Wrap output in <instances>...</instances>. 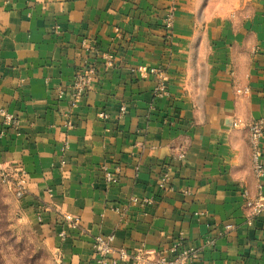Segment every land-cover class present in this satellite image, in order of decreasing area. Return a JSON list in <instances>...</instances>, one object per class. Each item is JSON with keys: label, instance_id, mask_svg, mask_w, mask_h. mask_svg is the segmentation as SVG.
<instances>
[{"label": "crops", "instance_id": "0c3cea01", "mask_svg": "<svg viewBox=\"0 0 264 264\" xmlns=\"http://www.w3.org/2000/svg\"><path fill=\"white\" fill-rule=\"evenodd\" d=\"M142 67L162 69L163 93ZM0 108L17 118L0 168L21 181V217L58 264H92L97 234L150 259L180 240L195 264H264V210L243 194H264L248 140L264 118V0H0ZM260 147L264 166V133Z\"/></svg>", "mask_w": 264, "mask_h": 264}, {"label": "built area", "instance_id": "2783aa9c", "mask_svg": "<svg viewBox=\"0 0 264 264\" xmlns=\"http://www.w3.org/2000/svg\"><path fill=\"white\" fill-rule=\"evenodd\" d=\"M172 23V16L168 14L165 18V27L169 29ZM105 62L104 65L107 67L112 66L113 57L110 53L104 54ZM140 72L145 76L146 74H155L161 81L158 83L156 88V93H163L164 86L161 83L163 78V71L161 68H145L142 67ZM95 73V68L93 66L82 68L75 75L71 86V103L75 104L85 93L88 86L90 85L93 75ZM238 93H246L247 88L242 90H237ZM63 95V91L58 89L57 96ZM123 110V108H121ZM105 116V115H104ZM17 118L14 114L8 112L7 110L0 108V134L5 127L16 128ZM3 128V129H2ZM248 140L251 149L252 167L253 172L256 177H262L264 175V166L261 162V147L260 140L264 133V118H260L251 122L248 125ZM103 178L106 182H112L114 180L113 172L109 171L106 166H102ZM7 170V169H5ZM8 171V170H7ZM10 172V171H9ZM166 174H162L160 182L158 183L159 188L165 187L166 184ZM16 195L18 198L22 197L24 194V187L21 181L16 178ZM245 205L250 209L251 214H259L264 210V194H258L256 197L252 198L249 196L248 192L244 191ZM133 202L137 201V198H131ZM153 198L144 197L142 198L143 203H151ZM61 220L63 224L68 229H78L80 227V219L78 216L72 214H62ZM66 233L62 231L60 233L61 237H64ZM114 236L112 234L103 235L97 234L91 238V248L93 253L92 264H195L198 258V252L196 249L183 246L180 240H177L172 244L169 251L171 256H155L154 258H148L146 254L142 251H130L123 247L114 248L113 246Z\"/></svg>", "mask_w": 264, "mask_h": 264}, {"label": "rangeland", "instance_id": "374dc122", "mask_svg": "<svg viewBox=\"0 0 264 264\" xmlns=\"http://www.w3.org/2000/svg\"><path fill=\"white\" fill-rule=\"evenodd\" d=\"M16 176L0 168V264H58L56 255L21 217Z\"/></svg>", "mask_w": 264, "mask_h": 264}]
</instances>
